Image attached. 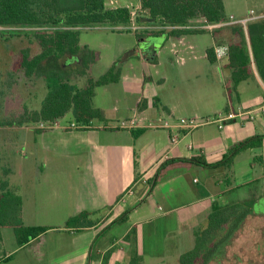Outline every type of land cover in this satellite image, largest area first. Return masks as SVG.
Instances as JSON below:
<instances>
[{"label":"crops","instance_id":"obj_1","mask_svg":"<svg viewBox=\"0 0 264 264\" xmlns=\"http://www.w3.org/2000/svg\"><path fill=\"white\" fill-rule=\"evenodd\" d=\"M124 6L132 4L125 2ZM135 6H139V0ZM120 27L123 26H118ZM161 29L141 25L137 33L125 30L127 33L122 36L129 42L118 44V59L111 63L117 62L119 79L113 84L118 89L107 91L106 94L113 105H107L108 100L98 105L93 102L94 107L102 112L103 121H94L92 126L85 129H69L68 125L74 122L71 119L68 124H63L62 118L56 121L61 123V128L41 131L35 127L30 129L38 134L30 142L26 141L36 169L30 173L20 172L23 180L13 191L22 201L23 225L47 227L48 230L22 247H18L15 240V245L9 248L8 254L0 255V262L23 264L22 261H17V254L46 235L56 233L58 235L53 239L55 243H59L58 248L51 252L54 256L47 264H96L101 262L103 254L109 249L112 254L108 264H129L134 251L141 258V264H169L166 236L160 241L164 255L152 253L149 246H146L145 237L150 232L149 224L156 219L166 220L172 214L196 216L199 211H206L208 216L212 204L217 203L218 198L230 195L237 189L231 186L222 191L211 192L200 184L198 172L223 170V166L206 167L197 160H203L206 165H215L211 164L212 161L219 163L224 155L240 143L256 136H264V114H258L253 119L246 117L226 122L221 129L212 123L190 133L178 130L179 140L174 145L170 143L172 131H129L117 127L120 121L135 113L149 120L208 118L238 109L253 110L264 105V81L253 65L250 68L251 76L237 85V96L232 102L227 99L226 88L231 87L228 79L223 81L225 86H220L213 93L204 94V85L208 84H197L198 78L202 76L195 71V65L187 63L197 59L196 52L200 42L192 39L194 34L170 37L166 32H159ZM223 31L230 33L229 28ZM139 32L144 34L139 35ZM203 34L211 38L209 48L217 46L221 39L214 30ZM158 38H161L160 42ZM80 45L86 46L81 42ZM206 50L201 57L206 65L209 68L214 66L217 69L221 66L225 69L226 58L222 65L221 60L212 64L207 60ZM174 65L184 68L178 73L176 81L172 80ZM187 71L189 72L186 73ZM188 81L193 84L185 91ZM214 83L212 85L218 86L216 81ZM192 88L194 94L191 93ZM259 148L261 155L256 156H261L262 172L259 177L254 178V182L261 180L257 197L264 208V140ZM135 155L138 156L137 170L134 169ZM169 167L172 171L165 172ZM27 180H30L31 188L28 192ZM219 181L217 180V185ZM223 182L230 185L227 179ZM250 182L246 181L242 185L246 186ZM129 188L133 194L120 201V197ZM31 190H34V195ZM139 191L141 192L138 194ZM138 208L141 210L139 216L120 238L108 246H99L95 252L90 243L92 236L88 242L83 243L78 240L79 237H75L74 228L64 227L70 217L90 213L96 224L82 231L95 232L98 227L106 225L104 230H107L114 225L128 223L131 214ZM117 209L120 212L115 214ZM123 215H126L123 222L111 224ZM132 229L134 237L126 241L124 238ZM67 231L70 232L71 237L68 239L74 248L67 254H60V242L63 241L61 234L66 235ZM0 244L4 247L1 235ZM91 253L97 257L95 261L90 260ZM180 255L179 252H174L177 260Z\"/></svg>","mask_w":264,"mask_h":264},{"label":"trees","instance_id":"obj_2","mask_svg":"<svg viewBox=\"0 0 264 264\" xmlns=\"http://www.w3.org/2000/svg\"><path fill=\"white\" fill-rule=\"evenodd\" d=\"M139 7V16L136 19L139 25L152 26L159 23L162 28L159 32H166L170 37L202 34L207 31L185 28L196 20L203 19L208 24H216L229 19L223 0H139ZM141 18L152 19L153 23H141ZM129 23L130 9L124 6L111 8L106 0H0V28L33 29L29 33L11 32L8 35L0 32V43L5 44L12 38L26 36L31 40V45L35 46L34 51L30 47L20 49L11 63H2L0 59L1 68L3 66L5 69L7 66L4 76L9 80H1L0 88L1 85L10 87L12 80L22 76L27 81L41 80L46 90L37 110L24 107L20 120L8 125L23 127L38 123L52 124L66 114L71 115L77 129L88 128L94 121H103L102 112L93 105L95 89L118 81L117 63L98 78L87 76L84 86L78 87L74 82L76 79L72 80V77L86 76L91 63L96 59L86 46L80 45V31L104 24L125 27ZM227 27L232 40L225 45L228 54L224 68L230 70L228 81L231 87L226 88V91L228 102H232L237 96V85L251 76L252 65L264 81V18L248 22L245 27ZM219 30H214V33ZM220 42L221 39L217 46L223 45ZM206 57L210 63L216 62L213 47L206 50ZM2 74L1 71L0 75ZM5 92L3 88L0 89V98ZM263 140L264 136H256L240 143L215 165H206L203 160L197 162L211 168L223 166L229 172L236 153L245 148H259ZM253 162L260 165L261 156H255ZM137 168L138 156L135 155L134 169ZM247 206L244 203L225 206L213 203L205 228L194 232V246L179 256L178 264H209L224 256V249L217 257L215 253L220 249L219 245L232 240L245 218L251 215V209ZM21 209V198L9 188L7 181H0V228L13 230L18 247L48 230L47 227L24 226ZM125 219L126 215H123L111 224L123 222ZM95 224L90 213H80L70 217L65 228H74L76 232H80ZM217 233V239H213ZM134 234L132 229L124 239L130 241ZM132 243L135 244L134 239ZM91 254L90 260L95 261L97 257ZM111 254V249L107 250L101 258V264H108ZM129 264H141V258L135 251Z\"/></svg>","mask_w":264,"mask_h":264},{"label":"rangeland","instance_id":"obj_3","mask_svg":"<svg viewBox=\"0 0 264 264\" xmlns=\"http://www.w3.org/2000/svg\"><path fill=\"white\" fill-rule=\"evenodd\" d=\"M110 2H112L111 5L109 4ZM125 2H130L132 6L135 7L138 0H106L107 5L109 4L108 6H112L114 8L123 7ZM223 4L227 16L231 15L236 19L247 17L250 11H254L257 15L264 14V0H223ZM149 27H153L156 30L161 26L159 23H156L152 26L149 25ZM123 29V27H111L110 25L104 24L80 31L81 44H85L89 51L95 55L96 59L91 63L86 76H77L76 78H74V76L72 77V80L76 79L74 82L78 87L84 86L87 76L98 78V76L102 75L108 68H110V66L113 65H111L113 61L118 59V44H127L129 42L125 41V36L122 35H126L127 31L125 30H129L133 33L131 29H128V27L125 30ZM32 30V28H0V32H5L6 35L11 32L29 33ZM223 30H225V28L219 30L217 34L221 38L220 43L227 45L229 42L227 40H232V38H230L232 36L230 33L224 32ZM140 34L144 33L139 32V35ZM121 38L122 41H120ZM158 39V42H160L161 38ZM192 39L198 40L200 42V46L196 52L197 59L187 63L195 65V71L197 74L202 76L201 78H198L196 83L208 84V86L204 85V94L213 93L214 91H217L220 86L224 85V69L221 68V66L217 69L213 66L211 69L208 67L209 65H206L205 60L201 59L204 55V50L209 48L211 45L210 36L203 33L194 34ZM167 45L168 43L165 44V46ZM28 47H30L33 51L35 50V46L33 47L31 45V40H29L26 36L12 38L5 44L0 43V59L2 60V63H11V61L16 59L20 49ZM134 60L136 61V59ZM225 61V58L222 59L220 61V65H222ZM175 65L172 68L173 81L178 80V73H180V70H184V68H177V65ZM3 68L4 67L2 66L1 68L0 65V74L1 71L3 73L0 75V81L9 82V80L5 79L6 77L4 76L7 66H5V69ZM77 68L78 64H76L75 69L77 70ZM188 69L189 68H187V70ZM188 72L189 71L186 73ZM15 79L16 80L11 81L13 84L10 87L7 85H1V88H3L6 92L0 98V181H7L9 183V188L12 191L17 188L23 180L20 177V172L24 171L30 173V171L36 169L34 168L36 163L27 148L26 141L30 142V140H32V138H36L38 134L30 130L35 127L34 125H24L23 127H20L14 125L10 126L8 124H13L14 122L20 120L24 107H27L30 110H37L46 94V90L41 80L33 79L27 81L22 76ZM217 80H219V82ZM215 81L218 86L214 85ZM212 83H214V86ZM192 84V81H188L184 87L185 91L189 88V86H192ZM117 89L118 86L115 84L96 87V97L93 98V102L95 105H98L103 104L108 100L106 104L112 107L113 101L111 99H107L106 94L107 91H115ZM191 93L194 94L193 88L191 89ZM70 120L71 115L66 114L61 123L68 124ZM61 123L59 122V124ZM256 155H261V148H245L236 153L229 172L224 167L223 170H203L202 172H198L200 184H203L211 192L222 191L231 186L233 188H237L230 195L218 198L217 204L219 206L244 203L251 209V215L245 218L243 225L233 236L232 240L226 244L219 245L218 248L220 249L216 251L215 257H217L223 249L224 256H221V259L217 258L219 259L218 261L210 262L209 264H264V208L258 201L259 197H257V190L259 189L261 180L259 179L257 182H254V178L261 175L262 168L261 165L253 162V158ZM212 162L213 163L211 164H217L216 161ZM232 170L234 172L233 175ZM169 171H172L171 167L167 168L165 172ZM224 179H227L230 182V185L225 184L223 182ZM217 180H220L218 185L216 184ZM27 181L29 182V187L27 189L28 192L31 188L30 180ZM246 181L252 182L243 186L242 184ZM31 192L34 195V190H31ZM140 192L141 191H139L138 194ZM118 212H120V209H117L115 214ZM140 212L141 210L139 208L136 209L135 213L132 212L133 214H131L132 216L126 224L114 225L112 228L107 230H104L107 225L105 227L100 226L95 232L80 231L76 232L74 235L75 237H79L78 240H82L81 242L83 243L88 242L92 236L90 243L94 246L93 248L95 252L99 246H108L116 239H119L131 222L136 220ZM206 224V211H199L196 216H187V214H180V216H177L176 214H172L166 220L156 219L149 224L150 232L146 233V237L144 236L146 239V246H149L150 252L160 254L162 256L165 254V251L164 248L161 247L160 241L164 236H166L168 240V251L166 254L169 258V264H178V260L174 258V252L177 251L180 254H183L191 250L194 246V232L205 228ZM0 235L4 243V247L0 244V255L4 256L5 254H8L9 248L14 247L15 237L11 228H1ZM55 235L58 234L50 233L42 238V240H39V242H35L27 246L22 252L17 254V261H22L21 263L23 264H47L51 257L54 256L51 252H53L55 248H58L59 243H55L53 239L56 237ZM61 235H63L61 236L63 241L60 242V254H67L74 248L68 239L71 237L69 236L70 232L67 231L66 235ZM218 235L219 233H217L213 239H217ZM117 247L119 246L117 245ZM0 264H6V262L2 261Z\"/></svg>","mask_w":264,"mask_h":264},{"label":"built area","instance_id":"obj_4","mask_svg":"<svg viewBox=\"0 0 264 264\" xmlns=\"http://www.w3.org/2000/svg\"><path fill=\"white\" fill-rule=\"evenodd\" d=\"M110 5L112 2L109 3ZM108 4V5H109ZM110 7V6H109ZM130 9V23L128 26H125L127 29H131L133 32H136L140 29V25L136 22L137 17L139 16V6H124ZM111 8H114L111 6ZM264 14L257 15L254 13V11H250L249 15L244 18L236 19L233 16H229V19L225 22H219L216 24H208L205 22V20L200 19L191 22L188 26H186V29H203L207 31H213L216 29H219L224 26L229 25H241L245 27V25L248 22L263 19ZM214 55L216 60H222L227 57L228 54V48L225 45L215 46L213 47ZM264 114V105L260 108L253 109V110H242L238 109L237 111H229L225 113L217 114L213 117L208 118H178L175 120H167L163 118H157L155 120H149L147 118L139 116L138 113H135L130 118L120 121L117 124V127L119 129L134 131L139 129H164L167 131H172L170 135V143L172 145L176 144L179 140L177 131L182 130L186 133H190L191 131L208 125V124H217L218 128L221 129L223 127V124L226 122L234 121L237 119H243V118H249L253 119L258 114ZM61 125L57 122H54L52 124H45V123H38L35 125L36 129L40 130H47V129H54V128H61ZM69 129H77V125L75 123H70L68 125ZM133 194V191L131 188H129L121 197L120 201H124L126 196H130ZM101 264V262L96 263Z\"/></svg>","mask_w":264,"mask_h":264},{"label":"water","instance_id":"obj_5","mask_svg":"<svg viewBox=\"0 0 264 264\" xmlns=\"http://www.w3.org/2000/svg\"><path fill=\"white\" fill-rule=\"evenodd\" d=\"M140 22L141 23H153V20L152 19H147V18H141ZM229 74H230V70L228 68L224 69L223 77H224V81L225 82L227 81ZM88 264H90V262H88Z\"/></svg>","mask_w":264,"mask_h":264}]
</instances>
